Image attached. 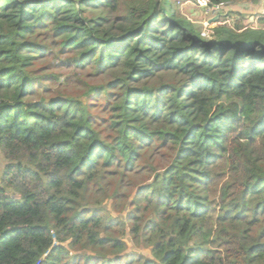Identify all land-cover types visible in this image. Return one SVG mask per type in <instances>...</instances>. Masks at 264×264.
Wrapping results in <instances>:
<instances>
[{
  "label": "trees",
  "instance_id": "16d2710c",
  "mask_svg": "<svg viewBox=\"0 0 264 264\" xmlns=\"http://www.w3.org/2000/svg\"><path fill=\"white\" fill-rule=\"evenodd\" d=\"M178 10L0 0V264H264V29Z\"/></svg>",
  "mask_w": 264,
  "mask_h": 264
},
{
  "label": "rangeland",
  "instance_id": "374dc122",
  "mask_svg": "<svg viewBox=\"0 0 264 264\" xmlns=\"http://www.w3.org/2000/svg\"><path fill=\"white\" fill-rule=\"evenodd\" d=\"M173 5L179 7V15L181 18L189 20L195 27L203 34L204 37H209L213 34L212 29L219 26L235 27L236 23H241L245 28H261L264 29V0L252 2V0L238 1L233 3H225L220 11L213 8L212 5H201L202 0H170ZM54 53L56 60L54 71L60 76L58 82L53 88L56 92H62L63 94L68 91H75L79 86L76 83L74 74L77 69L74 67H68L61 65L59 61L61 57ZM57 58V59H56ZM67 90H65V89ZM52 95V94H51ZM54 96V94H53ZM8 162L5 160L2 154H0V186L1 177L4 172L5 166ZM124 240L129 243V252H135L137 254L145 253V248L131 246V240L129 237H125ZM148 257V255H147Z\"/></svg>",
  "mask_w": 264,
  "mask_h": 264
},
{
  "label": "built area",
  "instance_id": "2783aa9c",
  "mask_svg": "<svg viewBox=\"0 0 264 264\" xmlns=\"http://www.w3.org/2000/svg\"><path fill=\"white\" fill-rule=\"evenodd\" d=\"M201 5H207L210 6L212 4L209 3L208 0H202V2L200 3ZM224 3L218 4V5H212L214 9H216L217 11H220L221 8L224 6Z\"/></svg>",
  "mask_w": 264,
  "mask_h": 264
},
{
  "label": "clouds",
  "instance_id": "9594fccd",
  "mask_svg": "<svg viewBox=\"0 0 264 264\" xmlns=\"http://www.w3.org/2000/svg\"><path fill=\"white\" fill-rule=\"evenodd\" d=\"M210 3V2H209ZM211 4V3H210ZM221 4V3H220ZM225 4V3H224ZM216 5H218V4H216Z\"/></svg>",
  "mask_w": 264,
  "mask_h": 264
}]
</instances>
